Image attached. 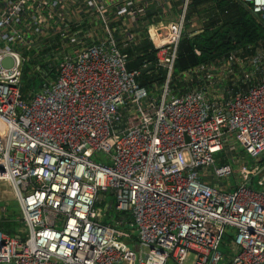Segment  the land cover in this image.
Masks as SVG:
<instances>
[{
	"label": "built area",
	"instance_id": "obj_1",
	"mask_svg": "<svg viewBox=\"0 0 264 264\" xmlns=\"http://www.w3.org/2000/svg\"><path fill=\"white\" fill-rule=\"evenodd\" d=\"M156 1L0 0V182L21 211L0 263L264 264V47L183 72L177 93L183 0L145 22L165 70L150 93L124 49ZM237 1L264 27V0ZM111 206L135 236L101 222Z\"/></svg>",
	"mask_w": 264,
	"mask_h": 264
},
{
	"label": "trees",
	"instance_id": "obj_2",
	"mask_svg": "<svg viewBox=\"0 0 264 264\" xmlns=\"http://www.w3.org/2000/svg\"><path fill=\"white\" fill-rule=\"evenodd\" d=\"M173 14H178L183 0H170ZM156 2L151 7V12L140 18L133 27L137 34V41L125 48L127 52V68L129 70H140L144 63L154 65L144 73H139L137 80L141 86L148 91L155 92L165 78V70L156 67V49L146 34L145 22L153 21L157 18ZM192 22H196L197 26H192ZM185 32L180 39L176 59L172 71V87L177 93L185 89L186 81L182 79L183 72L193 69L194 67L210 62L221 61L230 52L242 48L247 53H252L256 47H264V27L260 21L251 13L247 4L238 2L237 0H189L186 12ZM198 31L194 35L191 33ZM233 32V38L229 34ZM195 49L198 52H195ZM41 59L29 60L31 65L38 64ZM35 69V68H34ZM29 65L26 64L23 69L24 90L34 80L28 77L27 71ZM194 78L193 76H191ZM189 86H193L196 81H190ZM225 153L222 152L219 163L230 162L229 158H224ZM236 165L234 164V167ZM104 198L96 202V206L104 207L108 199L111 198V192L104 191ZM120 220L122 224L119 227L131 230L134 235L133 228L130 225L131 216L128 212L116 211L113 206L106 210L105 216L101 219L103 223L114 224L113 220ZM21 222L15 219L4 218L0 223V228L14 235L17 232ZM232 237V231L227 230L223 236L221 249L227 250V244Z\"/></svg>",
	"mask_w": 264,
	"mask_h": 264
},
{
	"label": "crops",
	"instance_id": "obj_3",
	"mask_svg": "<svg viewBox=\"0 0 264 264\" xmlns=\"http://www.w3.org/2000/svg\"><path fill=\"white\" fill-rule=\"evenodd\" d=\"M171 1L170 0H157L156 1V8H154V11L157 12L156 16L157 18L155 19H159V20H163V21H169V20H173L176 17V14H173L172 12V8H171ZM180 8V7H179ZM192 26L196 27L197 23L196 22H192ZM198 32V31H197ZM15 211H10L8 208V205H0V207L2 208L5 218H10V219H15L16 217H18L20 215V207L19 205H15Z\"/></svg>",
	"mask_w": 264,
	"mask_h": 264
},
{
	"label": "rangeland",
	"instance_id": "obj_4",
	"mask_svg": "<svg viewBox=\"0 0 264 264\" xmlns=\"http://www.w3.org/2000/svg\"><path fill=\"white\" fill-rule=\"evenodd\" d=\"M114 196L111 194V198L113 199ZM8 205V208L10 211H15L16 206L18 205L12 191H11V187L4 183V182H0V205ZM187 263H191V257H188L186 260ZM2 264V263H0ZM167 264H175L174 262H172L171 260H169L167 262Z\"/></svg>",
	"mask_w": 264,
	"mask_h": 264
},
{
	"label": "water",
	"instance_id": "obj_5",
	"mask_svg": "<svg viewBox=\"0 0 264 264\" xmlns=\"http://www.w3.org/2000/svg\"><path fill=\"white\" fill-rule=\"evenodd\" d=\"M195 33H197V31L191 33L190 35H194ZM233 35H234L233 32H231V33L229 34V36L232 37V38H233ZM8 61H9V59L6 58V59L3 60V63L7 65V64L9 63ZM153 68H154V65L149 64V65H147L146 67H144V68L141 69V73H144V72H146V71H148V70H150V69H153Z\"/></svg>",
	"mask_w": 264,
	"mask_h": 264
}]
</instances>
